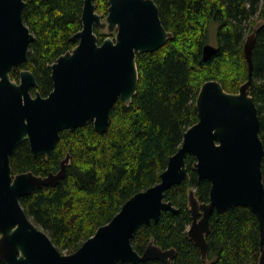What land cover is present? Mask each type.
Here are the masks:
<instances>
[{
    "label": "water",
    "instance_id": "95a60500",
    "mask_svg": "<svg viewBox=\"0 0 264 264\" xmlns=\"http://www.w3.org/2000/svg\"><path fill=\"white\" fill-rule=\"evenodd\" d=\"M25 0H0V262L3 264H136L158 259L171 264L174 248L163 249L151 237L142 253L132 246L140 225L156 223L162 211H177L165 192L187 175L186 155L198 179L210 183L209 200L200 202L193 187L187 190L191 222L189 240L206 260L210 217L235 206L249 208L257 217L260 254L264 264V144L259 135V113L251 95L252 52L262 21L245 38L243 52L247 79L236 92L226 91L217 80L199 88L195 106L198 120L186 129L181 146L173 153L160 180L130 196L120 210L71 253L59 251L48 233L24 211L20 198L42 186H55L65 177L71 156L57 171L14 173L10 157L27 141L34 157L47 159L63 130L92 123L104 133L109 114L120 99L129 105L138 84L137 53L154 51L173 34L161 22L154 0H107L103 17L93 0H83L81 28L70 38L76 44L48 64L52 90L42 96L35 75L22 69L19 80L10 71L27 60L34 34L23 20ZM107 36L99 43L94 29ZM216 47L205 44L203 60Z\"/></svg>",
    "mask_w": 264,
    "mask_h": 264
},
{
    "label": "trees",
    "instance_id": "16d2710c",
    "mask_svg": "<svg viewBox=\"0 0 264 264\" xmlns=\"http://www.w3.org/2000/svg\"><path fill=\"white\" fill-rule=\"evenodd\" d=\"M161 22L173 36L154 51L137 53L138 84L129 105L118 99L110 110L104 133L92 123L63 130L49 158L34 157L27 141L10 157L14 173L32 171L46 175L57 171L69 152L66 175L55 186H42L20 198L31 220L43 228L64 253L75 251L95 230L107 223L136 192L156 184L169 157L181 146L183 134L198 120L195 99L207 80L219 81L236 92L247 79L244 41L257 21H262L253 47L251 95L259 113V135L264 144V0H154ZM23 20L34 34L27 60L10 71L19 80L22 69L35 75L42 96L52 90L48 64L76 42L71 36L81 28L83 0H25ZM104 17L107 0H93ZM217 23L216 51L203 60L210 22ZM100 43L106 33L94 29ZM186 155L187 175L165 192L177 211H162L156 223L138 227L132 246L142 253L151 237L163 249L176 251L171 264H257L260 232L255 214L235 206L210 217L204 260L189 240L191 215L187 190L193 187L200 202L209 200L210 183L198 179ZM264 183V155L261 163ZM264 248V242H263ZM0 264H3L0 262ZM115 264H132L118 262ZM136 264H166L158 259Z\"/></svg>",
    "mask_w": 264,
    "mask_h": 264
},
{
    "label": "rangeland",
    "instance_id": "374dc122",
    "mask_svg": "<svg viewBox=\"0 0 264 264\" xmlns=\"http://www.w3.org/2000/svg\"><path fill=\"white\" fill-rule=\"evenodd\" d=\"M216 31H217V23L215 21L210 22L208 26V44H211L213 46L216 45L217 39H216ZM64 253V252H63Z\"/></svg>",
    "mask_w": 264,
    "mask_h": 264
}]
</instances>
